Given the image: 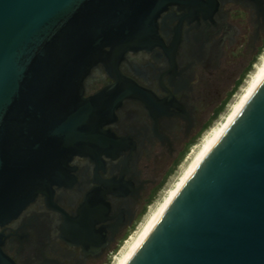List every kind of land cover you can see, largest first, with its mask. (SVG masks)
I'll list each match as a JSON object with an SVG mask.
<instances>
[{
    "label": "water",
    "instance_id": "95a60500",
    "mask_svg": "<svg viewBox=\"0 0 264 264\" xmlns=\"http://www.w3.org/2000/svg\"><path fill=\"white\" fill-rule=\"evenodd\" d=\"M170 2L0 0V228L50 198L74 156H101L104 93L84 97L85 80L150 47ZM125 81L120 98H144ZM3 238L0 264H15ZM127 264H264V80Z\"/></svg>",
    "mask_w": 264,
    "mask_h": 264
},
{
    "label": "flooded vegetation",
    "instance_id": "af4514ba",
    "mask_svg": "<svg viewBox=\"0 0 264 264\" xmlns=\"http://www.w3.org/2000/svg\"><path fill=\"white\" fill-rule=\"evenodd\" d=\"M263 50L264 0H172L150 47L86 78L84 97L104 93L110 140L97 158L74 156L50 198L0 228L5 253L15 264H109ZM126 79L144 98H120Z\"/></svg>",
    "mask_w": 264,
    "mask_h": 264
},
{
    "label": "rangeland",
    "instance_id": "374dc122",
    "mask_svg": "<svg viewBox=\"0 0 264 264\" xmlns=\"http://www.w3.org/2000/svg\"><path fill=\"white\" fill-rule=\"evenodd\" d=\"M263 59L264 50L260 53L257 58L254 59L253 64L244 71L245 73H242V79L235 88L232 97L227 101V104L223 108H221L220 112L208 123V126H206L205 129L201 132L200 137L190 146L188 154L184 158L183 163H181L176 168V170L171 173V175L160 187L157 197L153 202L151 208L147 210L138 225L129 232V234L126 236L121 245L113 252L109 264H119L128 252V250L131 248V246L137 242V240L140 238L142 231L147 226V223L149 222L151 217L157 212L163 201L170 193L171 189L174 188L175 185L184 177L192 163L199 158V156L205 149L207 141L211 138L212 131L229 113L230 109L233 107L240 93L243 91V89L246 88L251 78L253 77L254 71Z\"/></svg>",
    "mask_w": 264,
    "mask_h": 264
},
{
    "label": "bare ground",
    "instance_id": "6f19581e",
    "mask_svg": "<svg viewBox=\"0 0 264 264\" xmlns=\"http://www.w3.org/2000/svg\"><path fill=\"white\" fill-rule=\"evenodd\" d=\"M264 80V59L259 63L256 70L253 73V77L251 78L250 82L246 86L245 89L240 93L239 97L235 101L233 107L230 109L229 113L221 120L217 127L212 131L211 138L207 141L205 149L199 156L197 160H195L192 165L190 166L188 172L184 175V177L175 185L174 188L171 189L170 193L163 201L157 212L151 217L147 226L142 231L140 238L137 242L131 246L128 250L124 258L121 260L119 264H127L129 259L135 253V251L140 247V245L145 241L148 235L151 233L153 228L158 223L159 219L165 212L166 208L178 193V191L182 188L188 178L192 175L194 170L198 167L200 162L204 159V157L209 153L215 143L220 139V137L225 133L240 111L243 109L247 101L250 99L254 91L260 85V83Z\"/></svg>",
    "mask_w": 264,
    "mask_h": 264
}]
</instances>
